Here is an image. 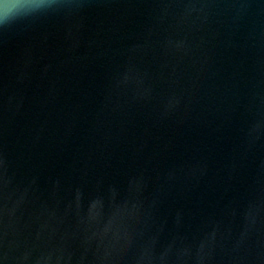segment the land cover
Wrapping results in <instances>:
<instances>
[{
	"label": "water",
	"instance_id": "water-1",
	"mask_svg": "<svg viewBox=\"0 0 264 264\" xmlns=\"http://www.w3.org/2000/svg\"><path fill=\"white\" fill-rule=\"evenodd\" d=\"M0 264H264V0L0 25Z\"/></svg>",
	"mask_w": 264,
	"mask_h": 264
},
{
	"label": "clouds",
	"instance_id": "clouds-1",
	"mask_svg": "<svg viewBox=\"0 0 264 264\" xmlns=\"http://www.w3.org/2000/svg\"><path fill=\"white\" fill-rule=\"evenodd\" d=\"M52 0H0V25L36 13L51 4Z\"/></svg>",
	"mask_w": 264,
	"mask_h": 264
}]
</instances>
